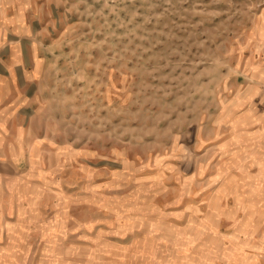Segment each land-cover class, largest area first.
<instances>
[{"label": "rangeland", "instance_id": "1", "mask_svg": "<svg viewBox=\"0 0 264 264\" xmlns=\"http://www.w3.org/2000/svg\"><path fill=\"white\" fill-rule=\"evenodd\" d=\"M0 5V264H264V0Z\"/></svg>", "mask_w": 264, "mask_h": 264}, {"label": "crops", "instance_id": "2", "mask_svg": "<svg viewBox=\"0 0 264 264\" xmlns=\"http://www.w3.org/2000/svg\"><path fill=\"white\" fill-rule=\"evenodd\" d=\"M0 24L5 26L7 24L4 8L0 5ZM0 151H3L5 156L7 152L13 150V130H11L13 119L11 111L13 110L14 102H20L24 98L30 96L29 90L24 83H29V79L24 83L15 74L16 69H22L24 72L28 71L24 63V53L22 46L17 50L6 48L7 40L0 38ZM3 47V49H2ZM5 48V50H4ZM4 51V53H2ZM5 56V57H4ZM1 161L3 159H0ZM0 164H3L0 162ZM5 164V163H4Z\"/></svg>", "mask_w": 264, "mask_h": 264}]
</instances>
